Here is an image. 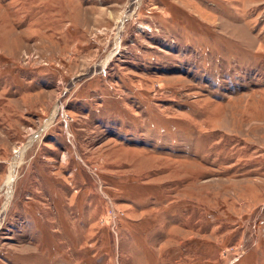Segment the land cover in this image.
Listing matches in <instances>:
<instances>
[{"label":"rangeland","instance_id":"374dc122","mask_svg":"<svg viewBox=\"0 0 264 264\" xmlns=\"http://www.w3.org/2000/svg\"><path fill=\"white\" fill-rule=\"evenodd\" d=\"M0 264H264V0H0Z\"/></svg>","mask_w":264,"mask_h":264},{"label":"bare ground","instance_id":"6f19581e","mask_svg":"<svg viewBox=\"0 0 264 264\" xmlns=\"http://www.w3.org/2000/svg\"><path fill=\"white\" fill-rule=\"evenodd\" d=\"M58 110H59V108L58 107H56L55 109H54V112H53V116H55V114H57V112H58ZM34 141V138H32V140L30 141V144H28L27 145V147H29L30 145H31V142H33ZM24 148V147H23ZM26 149V148H25ZM21 154H22V150L19 152H17L16 153V155H15V158L12 160V162H11V166H10V173H9V177H8V182H7V185H8V188H9V190L11 189V185H12V183H13V180H14V178H15V175H16V168H17V166L19 165V159H20V157H21ZM11 193H12V191L10 190V192H9V195H8V199H10V197H11ZM8 204V202H6V204H5V206H4V208L6 207V205Z\"/></svg>","mask_w":264,"mask_h":264}]
</instances>
